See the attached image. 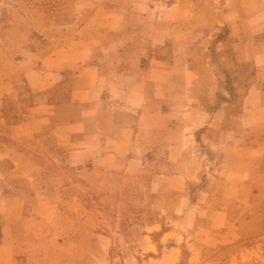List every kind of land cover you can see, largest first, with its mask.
<instances>
[{
    "label": "crops",
    "instance_id": "1",
    "mask_svg": "<svg viewBox=\"0 0 264 264\" xmlns=\"http://www.w3.org/2000/svg\"><path fill=\"white\" fill-rule=\"evenodd\" d=\"M52 11L29 38L39 46L25 54L34 60L23 74L27 94L13 89L3 123L26 131L0 134V264H114L111 236L72 231L59 207L83 204L77 189L129 185L141 157L148 188H161L159 218L171 221L168 230L156 225L166 241L191 240L198 253L201 221L204 247L214 228L231 237L224 250L232 237L248 240L252 226L264 236V0H58ZM210 23L217 27L207 35ZM221 31L226 41L216 40ZM227 45L248 67L234 85L212 59ZM152 108L170 126L133 135L140 110ZM135 249L125 264H175L182 252L171 243ZM240 251L235 264L250 250Z\"/></svg>",
    "mask_w": 264,
    "mask_h": 264
},
{
    "label": "rangeland",
    "instance_id": "2",
    "mask_svg": "<svg viewBox=\"0 0 264 264\" xmlns=\"http://www.w3.org/2000/svg\"><path fill=\"white\" fill-rule=\"evenodd\" d=\"M54 1L56 5L58 0ZM55 5H52L51 0H0V134L4 133L5 136H9L12 131L15 134L26 131V127H19L13 130L7 129L6 125H8L7 122L12 110L8 109L7 105L11 106L15 101L13 89L19 90V98L27 94V83L23 74L27 69L34 67V60H30L25 54L32 52L34 47L39 46L31 43L29 38L40 29L45 30L47 23L53 16V13L51 14L50 12L54 10ZM48 14L49 16L47 17ZM48 19L49 21H47ZM216 25L217 23H210L207 26V35L214 33ZM217 35L215 34V37ZM225 39L224 31H221L216 38V40L222 41H226ZM212 50V59L217 74L226 72L230 83L233 85L238 83L237 72L246 73L248 67L236 65L234 55L228 45L223 55L214 52L215 47ZM221 56L224 57V60L221 59ZM233 95L235 101H238V97L241 94L236 92ZM220 97L219 100H221ZM159 98L160 96L157 95L154 103H159ZM151 110L152 113L140 110L136 118V125L131 130L133 135L139 133L141 137H144V134L149 132L150 129L164 132L170 126L167 116L162 120L159 118V108L156 114L153 112L155 111L154 108ZM13 111H15L14 115H19L20 117L25 113L23 107L13 108ZM110 119L111 116L106 117L107 123H109ZM43 161V163L47 164L45 159ZM102 162L103 160L101 159ZM142 162L143 157L135 163V166L133 165L129 173V179L126 181L129 183L127 186L109 187L106 185L105 187H92L88 190L77 189L75 194L77 196L81 194L84 203L63 204L59 207V211L69 217L64 219L67 227L72 231L83 226L97 228L102 230L103 233L109 234L113 245V251L109 254L111 256L109 258L115 261L114 264H125L127 258L134 255L133 251H131L133 248H136L137 254L142 255L139 247L143 244L154 245L158 251L167 243L182 249L179 261L175 264H235V259L243 254L240 251L241 247H246L250 250L247 256L244 253V260L241 264H264V236L255 238V234H251L255 231H251V229L255 228L253 226L251 229L249 228L248 234H246L248 236L246 239L248 240L241 242L243 238L232 237L235 240L230 242L231 246L225 250L223 249L227 245L225 238L229 239L231 237L224 234L222 230H216L217 228H214L215 237L211 241H207V246L204 247L203 239L205 237L203 234L207 233L208 221H201L197 228L202 233L197 239V243L200 245L198 253L193 254L189 250L188 244H191V240L188 244L186 242L175 244L174 238H169L170 240L166 241L163 232L156 231L157 224H160L163 230H168L171 227L169 226L170 220H161L159 218L162 215L158 202L161 188H156L155 186L152 189L148 188L147 183L149 184V182L145 178L146 173L145 168L141 165ZM51 163L56 164L53 160ZM97 165L94 161L91 162V166L96 167ZM147 176L151 175L147 173ZM117 179V177L111 178L110 183L116 184ZM95 184L99 185L98 183ZM189 194L193 197L197 196V192L193 189H189ZM168 197L172 200L177 198V195L173 192L169 193ZM82 209L88 210L87 213L90 215L89 218L83 219L85 221L80 219ZM41 212L44 215H48L45 209H41ZM60 220L57 221V225ZM213 222L215 227H220L222 221ZM260 229L261 232H264V227L261 226ZM231 230L232 227L229 226L227 232L231 233ZM145 234L149 235V238H144ZM209 247H214V250H210ZM256 248L261 249V252H256ZM140 255L138 256L140 257ZM110 259L109 262H111Z\"/></svg>",
    "mask_w": 264,
    "mask_h": 264
}]
</instances>
